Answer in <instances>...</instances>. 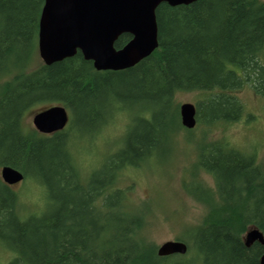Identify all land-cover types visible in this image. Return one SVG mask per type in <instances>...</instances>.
I'll return each mask as SVG.
<instances>
[{"label":"trees","instance_id":"trees-1","mask_svg":"<svg viewBox=\"0 0 264 264\" xmlns=\"http://www.w3.org/2000/svg\"><path fill=\"white\" fill-rule=\"evenodd\" d=\"M43 3L0 0V80L7 77L0 85V168L18 169L45 191L42 211L23 212L19 194L0 177V247L7 251L0 264H260L261 245L245 246L242 237L251 226L264 235V159L255 152L203 137L194 166L213 186L195 173L191 184L183 182L205 213L182 232V255H157L142 236L139 206L128 205L115 182L123 168L155 160L168 138L191 131L181 125L177 92L203 94L196 123L206 126L241 118L236 91L245 85L264 98V0L160 3L158 46L131 67L101 71L79 51L30 68ZM130 38L121 34L115 48ZM41 101L62 103L74 124L50 134L25 130L22 116ZM118 112L128 116L123 144L82 180L71 141L96 139Z\"/></svg>","mask_w":264,"mask_h":264},{"label":"rangeland","instance_id":"rangeland-1","mask_svg":"<svg viewBox=\"0 0 264 264\" xmlns=\"http://www.w3.org/2000/svg\"><path fill=\"white\" fill-rule=\"evenodd\" d=\"M40 63L43 62L36 45L30 57V68H35ZM5 79L7 77L0 80V85ZM202 96L196 91H180L175 94V101L178 104H196ZM236 97L243 105V115L238 120L217 121L209 126L201 120L190 132L181 130L174 141L168 138L163 147L154 150L155 160L150 158L137 167L128 166L120 171L115 186L125 189V201L128 205L139 206L141 216L145 218L142 236L155 248L167 240L185 239L181 236L182 232L199 224L205 213V207L186 192L183 183L191 184V174L195 173L194 180L213 186L210 175L196 170L194 166L203 137L206 136L207 140L224 138L228 145L241 151L255 152L259 163L264 159V98L248 85L237 90ZM55 104L64 106L62 103L41 101L29 107L21 120L24 129L36 130L32 123L33 116ZM67 114L69 124H74L75 114L72 110L67 111ZM126 114L116 113L102 127L96 139L86 136L84 139L71 141V151L82 180L99 168L123 144L121 137H124L126 131ZM204 131L207 133L203 136ZM12 188L19 194L23 212L39 213L45 208L44 187L34 179H24L12 185ZM244 235L245 233L242 235L243 239ZM6 253L0 247V262L5 261Z\"/></svg>","mask_w":264,"mask_h":264},{"label":"water","instance_id":"water-1","mask_svg":"<svg viewBox=\"0 0 264 264\" xmlns=\"http://www.w3.org/2000/svg\"><path fill=\"white\" fill-rule=\"evenodd\" d=\"M196 0H44L38 20L37 48L45 65L73 56L79 51L90 60L95 70H120L133 66L158 46L155 10L160 3L170 6ZM131 38L120 48L114 42L123 34ZM181 125L192 129L196 124L194 103L179 104ZM68 121L64 106L55 104L36 113L34 128L42 134L62 130ZM4 183L14 185L23 180V173L9 165L0 168ZM245 246L257 242L263 252L264 235L250 227L244 235ZM187 245L180 239L167 240L157 246L158 256L185 254Z\"/></svg>","mask_w":264,"mask_h":264},{"label":"flooded vegetation","instance_id":"flooded-vegetation-1","mask_svg":"<svg viewBox=\"0 0 264 264\" xmlns=\"http://www.w3.org/2000/svg\"><path fill=\"white\" fill-rule=\"evenodd\" d=\"M50 107V106H49Z\"/></svg>","mask_w":264,"mask_h":264}]
</instances>
